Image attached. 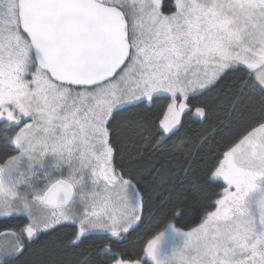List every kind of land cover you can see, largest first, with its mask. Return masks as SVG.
Returning a JSON list of instances; mask_svg holds the SVG:
<instances>
[{"label": "snow or ice", "instance_id": "1", "mask_svg": "<svg viewBox=\"0 0 264 264\" xmlns=\"http://www.w3.org/2000/svg\"><path fill=\"white\" fill-rule=\"evenodd\" d=\"M172 7L0 0V222L15 221L0 227V264H63L61 248L87 252L79 264H264V0ZM177 141L184 176L219 189L214 210L129 253L144 200L124 156L151 163ZM189 208L178 195L166 216ZM167 233L183 239L162 254Z\"/></svg>", "mask_w": 264, "mask_h": 264}, {"label": "trees", "instance_id": "2", "mask_svg": "<svg viewBox=\"0 0 264 264\" xmlns=\"http://www.w3.org/2000/svg\"><path fill=\"white\" fill-rule=\"evenodd\" d=\"M173 2L174 0H166V5L169 7ZM230 78L231 73H229L226 80ZM206 94L210 98L218 96L215 89ZM197 99H200V97H197ZM214 102L220 104L222 108L228 106L226 102L222 103L219 99H214ZM253 104L258 107L259 99L256 98ZM217 128L222 129L224 125H217ZM2 134L3 130L0 129V135ZM201 135H204L202 131ZM189 136L193 137L194 141L197 139L195 132H190ZM214 138L220 143L213 145V150L218 149L222 156V152L227 149L223 147L219 131H217ZM204 143L206 145L212 143V138L206 139ZM2 149L3 141L0 140V150ZM182 151L180 142L177 141L176 146L170 147L167 152L157 153V159L151 161V163L144 160L129 164L127 155L124 156L125 166L133 169L134 186L142 193L144 200L139 226L131 230L122 241V248L129 253L141 252L147 241L153 238L158 231L163 230L167 223H174L184 230L196 227L206 213L213 208L207 207V205L214 201L216 198L215 193L219 189L207 183L203 172L184 176V169L188 165L183 161ZM173 155L177 158H173ZM193 167H196V165H193ZM178 195L187 200L190 208L179 221H171L166 216V212L176 202ZM12 223H15V221L0 222V227L9 226ZM34 247H39V245H34ZM86 256L87 252L80 254L62 248L55 250L52 254L53 259L62 261L63 264H79ZM34 259L32 253H25L15 264H31Z\"/></svg>", "mask_w": 264, "mask_h": 264}, {"label": "flooded vegetation", "instance_id": "3", "mask_svg": "<svg viewBox=\"0 0 264 264\" xmlns=\"http://www.w3.org/2000/svg\"><path fill=\"white\" fill-rule=\"evenodd\" d=\"M173 4H174V2L170 5L171 8H169L170 6L168 7L166 5V0H162V8H161V11H163L165 14H169L171 11H174V8L172 7ZM211 210H214V207ZM182 239L183 238L180 237V236H178V235H175V234H172V233H167L166 234V237H165V240L163 242V245H166L167 244L166 246H169V247H168V249H165V250L162 248V254L169 252V250L171 249V247L173 245H179V244H181L182 243Z\"/></svg>", "mask_w": 264, "mask_h": 264}, {"label": "rangeland", "instance_id": "4", "mask_svg": "<svg viewBox=\"0 0 264 264\" xmlns=\"http://www.w3.org/2000/svg\"><path fill=\"white\" fill-rule=\"evenodd\" d=\"M162 12H163V11H162ZM163 13H164V12H163ZM164 14H165V13H164ZM166 245H167V244H166ZM166 245H163V247H162L164 250H165V249H168V247H169V246H166ZM179 245H180V244H179ZM166 251H167V250H166Z\"/></svg>", "mask_w": 264, "mask_h": 264}]
</instances>
